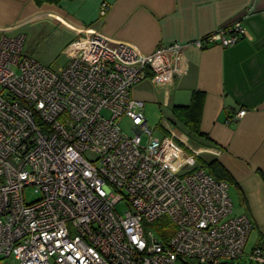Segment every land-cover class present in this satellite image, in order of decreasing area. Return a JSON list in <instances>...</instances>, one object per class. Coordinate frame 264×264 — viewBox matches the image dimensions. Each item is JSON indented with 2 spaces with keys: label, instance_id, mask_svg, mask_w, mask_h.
Listing matches in <instances>:
<instances>
[{
  "label": "built area",
  "instance_id": "2783aa9c",
  "mask_svg": "<svg viewBox=\"0 0 264 264\" xmlns=\"http://www.w3.org/2000/svg\"><path fill=\"white\" fill-rule=\"evenodd\" d=\"M108 8L102 5V16ZM245 32L236 22L150 54L100 35L80 37L71 61L56 71L26 53L25 36L1 35L0 257L18 264H227L243 256L254 225L234 213L230 185L199 166L202 154L185 151L170 127V137L154 138L145 104L132 92L148 79L172 82L191 47H231ZM28 188L40 194L37 201L26 202ZM124 201L128 211L120 215ZM163 218L173 231L146 232ZM249 258L264 264V250L254 248Z\"/></svg>",
  "mask_w": 264,
  "mask_h": 264
},
{
  "label": "crops",
  "instance_id": "0c3cea01",
  "mask_svg": "<svg viewBox=\"0 0 264 264\" xmlns=\"http://www.w3.org/2000/svg\"><path fill=\"white\" fill-rule=\"evenodd\" d=\"M104 3L109 8L102 16ZM236 22L246 30L236 45L191 47L184 71L172 82L158 86L148 79L132 94L135 90L136 100L171 110L189 105L194 91L206 94L203 136L192 135L205 145L195 146L185 135L180 144L191 154L211 155L208 161L218 160L234 178L229 189L237 201L234 213L247 215L254 225L247 244L252 237V247L237 260L254 264L249 254L264 243V0H62L41 5L37 0H0V36L23 35L26 49L33 29L49 27L59 35L55 50H69L71 59L72 43L80 37L100 35L150 54L161 44L193 42ZM34 58L49 66L54 61ZM242 109L246 115L233 122Z\"/></svg>",
  "mask_w": 264,
  "mask_h": 264
},
{
  "label": "rangeland",
  "instance_id": "374dc122",
  "mask_svg": "<svg viewBox=\"0 0 264 264\" xmlns=\"http://www.w3.org/2000/svg\"><path fill=\"white\" fill-rule=\"evenodd\" d=\"M59 38V35L57 32H54L49 27H44L43 29L37 28L33 29L31 33H29L26 41V53L28 55H31L36 58L45 57V58H54L53 63H51L52 70L56 71L58 67L65 65L66 62L71 61V56L69 54V50H67V53H62L61 50H55L54 44L57 42ZM30 49V50H29ZM154 88V92H157V88L152 85ZM134 98H135V90H134ZM145 103L144 113L145 117L148 120V126L150 130L152 131L154 138L163 139L164 137H170L171 134L169 132L168 124H170V128L175 131L179 136L185 135L189 142H191L195 146H202L205 145V143L202 140H198L194 136H192L188 129L180 123L172 114V110L169 106H164L163 104H158L156 102L140 99ZM122 127L127 130L128 134H132V130L130 127V124L127 120H125L122 124ZM147 136H143V142L145 143L147 140ZM182 139H185L182 137ZM177 143L185 150L187 151L178 141ZM194 146V148H196ZM211 155L208 154H202L201 157L197 158V162L199 166L205 167V162H208ZM231 197L233 200L234 210H238L237 201L233 193L231 192ZM40 198V194L33 192V189L28 188L25 192V200L27 203H32L37 201ZM116 210L120 215H125V213L128 211V204L127 202H121L116 206ZM163 230H169L170 232L173 231V226L169 222L167 218H163L160 221L149 225L145 228L146 232H154L156 234H160ZM252 240L249 243V246L247 247V251L252 247ZM246 257V256H244ZM247 258V257H246ZM185 263H191V264H197L194 262H185ZM0 264H18V261H16L14 258L10 259H3L0 257ZM176 264H182L181 262H178ZM230 264H246L245 261L236 260L233 263Z\"/></svg>",
  "mask_w": 264,
  "mask_h": 264
},
{
  "label": "trees",
  "instance_id": "16d2710c",
  "mask_svg": "<svg viewBox=\"0 0 264 264\" xmlns=\"http://www.w3.org/2000/svg\"><path fill=\"white\" fill-rule=\"evenodd\" d=\"M62 0H37L38 5L43 3L58 4ZM206 94L202 91H194L189 105H179L172 108V114L182 123L191 135L203 136L201 132V120L203 115L204 100ZM206 170L220 181L227 182L230 186L235 184V180L230 172L216 159L205 162ZM264 250V243L258 246ZM255 247V248H256Z\"/></svg>",
  "mask_w": 264,
  "mask_h": 264
}]
</instances>
